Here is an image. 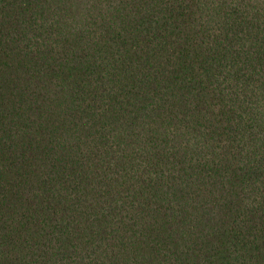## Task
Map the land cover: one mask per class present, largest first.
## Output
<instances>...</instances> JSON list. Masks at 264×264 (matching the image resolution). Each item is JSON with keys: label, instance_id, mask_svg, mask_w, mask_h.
I'll return each mask as SVG.
<instances>
[{"label": "trees", "instance_id": "trees-1", "mask_svg": "<svg viewBox=\"0 0 264 264\" xmlns=\"http://www.w3.org/2000/svg\"><path fill=\"white\" fill-rule=\"evenodd\" d=\"M0 264H264V0H0Z\"/></svg>", "mask_w": 264, "mask_h": 264}]
</instances>
